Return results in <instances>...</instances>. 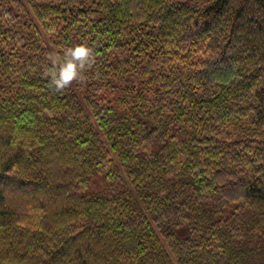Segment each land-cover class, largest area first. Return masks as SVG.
Here are the masks:
<instances>
[{
  "label": "trees",
  "instance_id": "obj_1",
  "mask_svg": "<svg viewBox=\"0 0 264 264\" xmlns=\"http://www.w3.org/2000/svg\"><path fill=\"white\" fill-rule=\"evenodd\" d=\"M12 9L0 264H264V0ZM78 44L95 61L57 91Z\"/></svg>",
  "mask_w": 264,
  "mask_h": 264
},
{
  "label": "clouds",
  "instance_id": "obj_2",
  "mask_svg": "<svg viewBox=\"0 0 264 264\" xmlns=\"http://www.w3.org/2000/svg\"><path fill=\"white\" fill-rule=\"evenodd\" d=\"M54 66L50 85L57 91L70 86L74 81L82 79L86 68L95 61L93 50L86 44H78L65 49L61 56L49 57Z\"/></svg>",
  "mask_w": 264,
  "mask_h": 264
},
{
  "label": "rangeland",
  "instance_id": "obj_3",
  "mask_svg": "<svg viewBox=\"0 0 264 264\" xmlns=\"http://www.w3.org/2000/svg\"><path fill=\"white\" fill-rule=\"evenodd\" d=\"M27 0H12V2H9L6 4V6L4 8H13L12 10L14 12L17 11V6L19 5V3L21 4V2L24 4V2L26 3ZM180 1H186L189 2L195 6H198L200 4H203L206 0H180ZM2 8L0 11L2 12V10L4 9Z\"/></svg>",
  "mask_w": 264,
  "mask_h": 264
}]
</instances>
